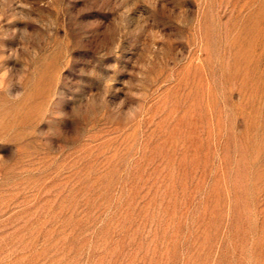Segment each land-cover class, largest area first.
Segmentation results:
<instances>
[{
  "label": "rangeland",
  "instance_id": "374dc122",
  "mask_svg": "<svg viewBox=\"0 0 264 264\" xmlns=\"http://www.w3.org/2000/svg\"><path fill=\"white\" fill-rule=\"evenodd\" d=\"M0 264H264V0H0Z\"/></svg>",
  "mask_w": 264,
  "mask_h": 264
}]
</instances>
